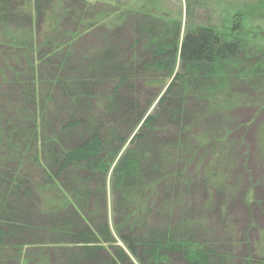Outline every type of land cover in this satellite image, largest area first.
<instances>
[{"label":"trees","instance_id":"trees-1","mask_svg":"<svg viewBox=\"0 0 264 264\" xmlns=\"http://www.w3.org/2000/svg\"><path fill=\"white\" fill-rule=\"evenodd\" d=\"M48 1L0 0V264H264L263 231L240 259L246 244L229 239V224L197 216L184 193L174 200L201 183L221 184L215 173L186 170L206 160L207 137L218 153L229 148L226 135L209 129L191 135L186 100L204 105L198 119L264 112V40L255 28L264 0H248L218 26L194 23L197 3L186 0L183 37L166 10L171 0ZM139 50L138 64L112 60ZM140 77L165 90L146 118L138 98L122 97ZM122 120L127 132L143 122L132 141L139 147L113 169L112 147L127 136ZM29 219L46 243L25 241L36 235Z\"/></svg>","mask_w":264,"mask_h":264},{"label":"rangeland","instance_id":"rangeland-1","mask_svg":"<svg viewBox=\"0 0 264 264\" xmlns=\"http://www.w3.org/2000/svg\"><path fill=\"white\" fill-rule=\"evenodd\" d=\"M195 1L197 5L196 10L193 13L194 23L215 26L223 23L222 20L227 17L225 16L226 13L232 14L237 8L248 2V0H214L212 2H205L204 0ZM44 2L49 1L44 0ZM166 10L171 22H178L179 24L181 22V37H183L187 21L186 0H171L166 5ZM225 25L226 27L228 26V24L224 23V26ZM20 26L25 27L23 24ZM255 28H258L259 32H262L261 35H263V37H261V40L262 38L264 40V23L261 22L256 24ZM18 30L22 29L19 28ZM94 49L98 51V48ZM94 49H91L89 53H95ZM142 49L145 50L146 45L142 46ZM84 52V46L81 44L76 58L78 59V57L84 54ZM140 53L141 50L136 54L122 53V55L118 54V56L112 60L117 63H119V60L120 62H123V60H126L127 56L128 58H131L129 64H138L137 60L140 57ZM173 68V76L181 71V64L178 58H176V63L173 65ZM170 81L171 79L169 82ZM21 83L24 85L26 84L24 90L29 91L31 84L30 75L23 78ZM132 85L133 86L122 93L123 99L127 100V98H130L135 102L138 98L137 106H139V109L137 112H146L145 118L149 114L155 113L157 111V103L165 90L148 88L143 84L142 77L133 81ZM93 88L96 90L97 87ZM151 98L152 101H150ZM203 107L204 105L201 103L191 102L189 100L184 102V109L187 115L186 124H188L192 133L190 134L193 136L196 132L198 134V132L201 133V131L209 129L213 132L211 136L225 137L226 135L229 141V148L226 152L222 151L221 153H218V150H215V147H213V142L211 143L208 141L209 137H207L206 148L202 154V158L206 157V160L203 162L202 166L199 167V164L197 165V163H194L189 167L187 166L186 170L191 177L199 175L201 177V175L206 174V172L215 173L218 175V181H221V184L216 185L210 183V189H208L201 183L198 186L180 192L174 200L184 193L187 198L192 201V210L195 211L197 216L201 215L203 219H209L210 217L211 223L215 222L214 224L216 227L218 225L224 227V224L227 227L229 224L230 227H228V229L235 235L234 238L229 239L241 240L246 244V246L242 245V248L239 247L240 259L246 258L254 248L256 249L259 240V232H264V151L261 146L263 143L261 127L264 126V112H259L252 107L249 110L235 112L231 117H226V119L222 114H213L214 116L209 115L198 119L195 114L201 116L203 113ZM128 123H130V121L122 120V122L117 124V127L121 125V130L125 132L130 126L127 125ZM142 123L143 122H140L139 126L137 124L138 127L136 126V128L130 129L128 132L126 131L127 136L124 145H113V169L118 166L123 159H129L132 153H134L133 151L138 149L137 147H139V145H133L132 141L141 128ZM167 136H169L168 133L164 134V138ZM158 138L153 139L152 143H159L161 140ZM172 140L173 138H170L167 141L172 142ZM185 140H189V143L192 141L191 138H186ZM133 157L134 156H132V158ZM172 170L173 167H169L168 171ZM100 177L102 178V174ZM113 178L114 174L112 170V172H109L107 175L108 214L110 218V226L118 225L117 222L119 221V219H117V217H119L117 216V213L116 221L114 218L117 209H114L113 205V199L116 198V196H113L114 194L112 195L111 192ZM209 191L213 192V198L207 196ZM174 194H176V191H174ZM116 200L117 199H115V202ZM15 208L23 209V205L16 202ZM21 209H18V211L21 212ZM120 217H124L123 211H121ZM27 222L28 228L30 230L34 229V232L40 227L37 226L35 219H29ZM221 229L222 228L220 227L219 230H216V235L221 232ZM26 235L27 234L24 236ZM37 235L38 232H36L35 237H31L25 241L33 244L47 242L44 239H40ZM261 253L262 252L259 254Z\"/></svg>","mask_w":264,"mask_h":264}]
</instances>
